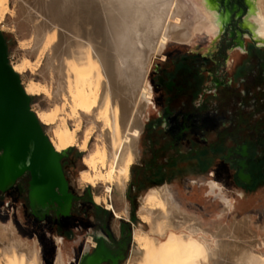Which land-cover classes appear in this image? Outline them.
Segmentation results:
<instances>
[{
    "label": "bare ground",
    "instance_id": "6f19581e",
    "mask_svg": "<svg viewBox=\"0 0 264 264\" xmlns=\"http://www.w3.org/2000/svg\"><path fill=\"white\" fill-rule=\"evenodd\" d=\"M19 2L22 28L27 29L41 19L36 27L35 45L41 52L35 66H39L42 56L52 54L45 71L55 78V88L51 90L34 80L24 88L29 96L44 95L54 102L53 108L36 112L43 125L55 127L50 137L53 149L64 153L79 147L86 153L82 160L86 169L80 173V184L104 186L110 199L113 187L117 186L120 202L124 203L131 166L138 157V142L148 116L147 108L153 98L152 90L147 87L151 61L162 55L169 43L187 44L197 32L207 31L206 5L202 0ZM8 11L9 0H0V24L5 22ZM213 11L221 16L216 7ZM257 12H264V4H249L244 22H247L251 38L264 45V40L253 35L264 25L254 14ZM221 25L220 20L215 39L220 36ZM49 50L52 53H48ZM29 65L31 62L25 60L13 66V70L24 75ZM61 113L64 117L60 118ZM68 119L76 120L74 128L68 126ZM84 120L88 127L83 131ZM99 124L103 125L105 134L99 135L101 143L97 142L90 151L89 143ZM82 131L83 138L79 141ZM209 186L218 193L217 184ZM170 201L168 191L153 193L144 199L146 214L142 220L151 226V232L134 236V244L140 251L137 256L142 253L143 257L129 264H205L208 230L198 218L184 213ZM94 202L104 205L117 219L121 218L123 211L105 197L95 196ZM126 208L120 209L128 214ZM246 227L247 222H236L233 231L242 228L250 233ZM212 237L235 240L225 229ZM252 237L255 239L254 234ZM89 241L96 246L92 238L89 237ZM263 243L255 240L253 246L248 247L253 248L251 252L257 256L251 264H264V254L258 252ZM39 254L36 242H24L13 228L5 233L0 227V264H43ZM55 264H70L61 247Z\"/></svg>",
    "mask_w": 264,
    "mask_h": 264
},
{
    "label": "rangeland",
    "instance_id": "374dc122",
    "mask_svg": "<svg viewBox=\"0 0 264 264\" xmlns=\"http://www.w3.org/2000/svg\"><path fill=\"white\" fill-rule=\"evenodd\" d=\"M12 11L14 12L13 14ZM21 11L19 0H9V11L6 14L5 22L0 24V30L7 40L9 63L13 67L22 64L25 60L31 62L24 75L17 73L23 87L31 80H34L53 90L56 85L55 78L53 76L50 77L49 73L45 71L48 58L52 54L42 56L39 66H35L41 52L35 49L37 42L36 27L39 25L38 23H41V19L37 20V23L35 20L27 29H24L21 23ZM205 33L206 31L197 32L192 38L193 40L191 39L187 44L169 43L163 53L165 58L162 59L163 56L157 55L151 61V70L150 74H148L153 98L147 108L151 122L146 123L144 134L143 136L141 135L138 142V157L131 166L130 179L127 182L123 196L124 203L120 202L117 186L113 187V198L110 199L106 195L104 186L92 187L87 184H80V173L86 169L82 161L86 153L82 152L79 147H73L64 153H60L59 162L67 177V182H69L70 192L76 196L74 202L71 201L72 208L70 207L72 216L76 217L75 223L71 224L72 220L69 223V220H66L61 214H55V211H49L42 217L41 215L37 216L30 206V178L27 176L23 179L26 190L21 195H18L17 191H9L5 194L0 192V227L4 232L7 233V230L13 228L18 237L24 242L30 244L36 242L43 264H55L60 247L63 249L66 262L81 264L85 256L92 255L96 250L94 247H97L98 243L94 239V234L102 232L104 235H108L109 240L112 241L121 239L120 230L125 225L126 230L130 232L127 241L128 246L122 251L121 259L118 262L115 261L116 263L114 264H129L143 257L142 253L139 256L140 251L134 244V236L151 232V226L145 224L142 220V216L146 214L144 199L152 196L153 193L164 194L165 191H168L165 185H169L176 192V199L182 201V204H180L182 208L172 198L171 194L169 195L170 202L184 213L198 218L209 232L207 235L209 249L205 264L253 263L257 256L252 254L253 248L248 247L253 246L255 240L264 242V177H262V180L256 181V186L249 185L246 191L242 190L236 186L235 182L231 181L233 179L231 177L232 175L234 176L235 172L233 169L230 173L220 170L222 153L219 151L216 155L210 157L207 165L204 164L201 167L202 170L190 165L181 166L180 171L169 170L165 165L170 160L172 153L171 151L169 153L168 150H159L161 147L166 146L163 143H167L168 139H164L163 133L156 134L150 128L152 123L159 121L158 115L162 111L159 104L156 101L154 103L155 97L159 94L157 86H155L158 71L160 70L161 73L166 68H172V62H178L181 58H183L181 62L173 66L175 70H180L175 76L176 82L179 84L185 79L191 80L193 78L191 73H193L196 74L200 86L203 85L204 81L206 83L210 81V73L216 72L217 69L222 70L223 59L229 60L228 64L231 65L232 63L233 66L223 67L221 74H225L224 78H228L233 82L235 89L244 86L242 82L244 77L246 85L249 87L248 94L244 96L245 110L243 113H246V110L251 111L249 118L251 124H254L261 115V109H264V83L262 84L263 79L258 80L254 76L257 74L258 59H264V49H255L254 41L250 35L243 40L239 39L237 42L228 34H219L220 36L215 39L214 34L205 36ZM238 43L247 46V54H241L239 49L230 52L229 49ZM254 49L256 52H254ZM228 50L229 53L227 55L226 51ZM48 53L52 52L49 50ZM204 56H208L209 59H205ZM204 61H207L205 62L207 65L202 67V74L198 70V65L202 66ZM247 67H249L248 73L244 74ZM262 67L264 70V62ZM149 83L147 79V87L151 90ZM200 90L201 88L198 92ZM238 94L236 92L233 98H238L239 100ZM29 97L31 110L35 114L54 107V102H50L44 95ZM209 98L207 96L206 100H209ZM195 100L194 104L191 105L192 108L189 109L192 112L195 109L194 105L197 104V98ZM230 100L232 101V96ZM155 104L157 108H155ZM177 104H179V101ZM58 105L61 106L62 103L58 102ZM229 105L231 107V102ZM232 107L230 110L233 116L236 117L233 120L234 124L232 126L234 127L228 131L231 132L230 130H233V133H235L237 132L236 122L239 120L237 117L242 112L238 111V105L233 104ZM257 107L260 108L258 112L256 111ZM175 109H178V105L175 106ZM61 116L64 117V113H61L60 118ZM227 117H230V114H227ZM85 121L82 124L83 131L88 127L87 121L86 123ZM67 124L69 127L74 128L77 123L74 119H68ZM42 126L44 133L50 140L55 127H46L43 124ZM225 130H222V132ZM83 131L79 134V141H82ZM102 132L105 134L103 125H97L89 143L90 151L94 149L97 142H100ZM233 133L226 136L227 144L229 145L228 137L233 135ZM216 136H219V134L216 135L213 132L205 137L213 142ZM245 138L249 140V136H245ZM215 165L219 167L218 172L215 177H211V171H214L213 167ZM157 166H163L161 169H165L164 171L161 170L159 175L154 174V171L158 168ZM27 174L29 175V173ZM192 181H202V185L198 187ZM211 182L219 185H217L218 191H220L218 198L210 193L209 185ZM168 193L170 192L168 191ZM95 196L105 197L108 202H112L117 209L119 208L120 211H123L121 212V219H117L114 213L107 210L104 205L96 204L94 202ZM97 207L99 208L98 210L96 209ZM124 207H127L128 214L124 212V209H120ZM76 221H79L80 224ZM236 222L239 224L247 222L249 229L248 227L246 228L251 232L245 233L242 228L233 231V225ZM80 225H83V228ZM223 229L228 233L230 232L235 237V240L229 238H221L220 240L216 238V241L215 237H212L222 233ZM252 233L255 235V239L252 237ZM89 237L96 242V246H92ZM60 239H63L62 242H59ZM214 243L215 246L213 245ZM102 244L105 250L108 251L110 249L109 244H107V247L104 245L103 240ZM137 252L139 253L138 256ZM258 252L264 254V243L261 248H258ZM138 257L140 258L138 259ZM102 264L108 263L103 262Z\"/></svg>",
    "mask_w": 264,
    "mask_h": 264
},
{
    "label": "flooded vegetation",
    "instance_id": "af4514ba",
    "mask_svg": "<svg viewBox=\"0 0 264 264\" xmlns=\"http://www.w3.org/2000/svg\"><path fill=\"white\" fill-rule=\"evenodd\" d=\"M216 9L219 14H221L220 20L222 21V25L220 34H228L231 38L237 40V42L239 39L243 40L249 36V27H246L244 22V16L249 9V4L246 0H216ZM253 41L255 49H264V45L258 44L254 39ZM235 45L236 46L229 49L230 52L232 50L239 49L241 50V54H247V46H243L242 43ZM255 49L254 52H256ZM229 50L226 51L227 55ZM161 56H163L162 59L165 58L163 54ZM204 58L207 60L209 59L208 56H204ZM182 59L183 58H181V60ZM181 60L178 62H181ZM223 61V67L233 66L232 63L231 65L228 64L229 60L227 61L226 58L223 59ZM258 61L259 62L256 67L257 74L254 77L258 78V80L263 79V84L264 70L262 64L264 59H258ZM178 62H172V68H166L162 70L161 73L159 70L157 74V81L155 82V86H157L159 94L155 97L154 103L156 101L162 111L158 115L159 121L152 123L150 128L156 134L163 133L164 139H168L167 143H163L166 146L159 149L160 151L168 150L169 153L170 151L172 153L170 160L165 166L169 168V170L174 171H180L179 169L183 165L194 166L199 170H202L201 167L204 164L207 165L210 157L216 155L219 151L222 153L220 159L222 161V163H220V170L230 173L233 169L235 172L234 176L232 175L231 177L233 178L231 181L235 182L236 186L244 191L247 190L249 185L256 186V181L262 180V177H264V166L262 167L264 164V109H261V115L254 124H251L249 120L251 111L246 110V113H243L245 110L244 96L249 92V87L246 85L245 77L242 81L244 86H240L235 89L233 82L228 78H224L226 76L225 74H221L224 69L222 67V70L217 69L216 72L210 73V81L208 83L204 81L202 86H200L199 81H197L196 74L193 73H191L193 77L191 80L185 79L183 82L178 84L175 80V76L180 70L177 71L173 68V66L177 65ZM205 62L207 61H204L202 66L200 64L198 65V70L201 71L202 74V67L207 65ZM248 70L249 67H247L244 74L248 73ZM155 86L153 84L154 88ZM200 88L201 90L198 92ZM236 92L239 93V100L238 98H233ZM207 96L210 97L209 100H206ZM231 96L232 101L230 100ZM195 98H197V104L194 105L195 109L193 108L194 112H192L189 109L192 108L191 105L196 101ZM236 100L238 101L235 102ZM178 101L179 104H177ZM230 102L231 107L229 105ZM233 104L238 105V111L242 112L240 116L237 117L239 120L236 122L237 132L235 133H233V130H230L231 132L228 131L230 128L234 127L232 125L234 124L233 120L236 117L233 116V113L230 110V108H233ZM176 105H178V109H175ZM155 108H157L156 104ZM259 109L260 108L257 107L256 111L258 112ZM227 114H230V117H227ZM150 122L151 119L148 115L141 134L142 136L146 128V123ZM224 129L226 130L222 132ZM213 132L216 135L219 134V136H216L214 140L212 139L213 142H211L205 136ZM232 133L233 135L228 137V141L230 142L229 145L227 144L226 136ZM245 136H249V140L245 138ZM157 167L158 168L154 171V174L156 175H159L161 170H165L161 169L163 166ZM213 168L214 171H211V177H215L217 175L219 167L215 165ZM27 176H29L31 180L30 174H25L6 191L0 190L1 194L8 193L9 191H17L18 195H21L26 190L23 179ZM201 182L202 181H192V183L194 185L197 184L198 187L202 185ZM165 186L170 192L169 195L171 194L172 198L180 206L182 201L176 199V192L169 185ZM209 189L211 190L210 186ZM211 191V194H214L216 198L220 196V191H218V193H214V190ZM68 193L73 195L70 192V187L68 189ZM72 202H74V198H72ZM50 211L54 210L51 209ZM71 218L74 217L71 216ZM120 231L122 238L117 240L115 239L113 241L109 240L108 235H104L102 232L100 234H94V239L97 241L98 245L101 240L104 241V245L107 246V244H109L110 249L108 251L110 258L105 261L108 264H114L115 261L118 262L121 259L122 251L128 246L127 241L128 236H130V232L126 230L125 225L122 226ZM62 240L63 239H60V242H62Z\"/></svg>",
    "mask_w": 264,
    "mask_h": 264
},
{
    "label": "water",
    "instance_id": "95a60500",
    "mask_svg": "<svg viewBox=\"0 0 264 264\" xmlns=\"http://www.w3.org/2000/svg\"><path fill=\"white\" fill-rule=\"evenodd\" d=\"M57 153L31 110L30 97L9 63L8 48L0 30V190L6 191L29 173L30 206L42 217L51 209L67 215L72 201ZM102 240L81 264H102L109 259ZM116 263V262H115Z\"/></svg>",
    "mask_w": 264,
    "mask_h": 264
},
{
    "label": "snow or ice",
    "instance_id": "6c2138e0",
    "mask_svg": "<svg viewBox=\"0 0 264 264\" xmlns=\"http://www.w3.org/2000/svg\"><path fill=\"white\" fill-rule=\"evenodd\" d=\"M203 4L207 7V13H210L209 19H211L214 23L212 28L210 29V34H214L216 31L219 30L220 27V16H218L213 9L216 7V0H202ZM247 3L252 5H261L264 4V0H246ZM259 16L261 21H264V12H257L254 13ZM247 22H245V25ZM254 37H257L261 40H264V25L261 26V28L253 33Z\"/></svg>",
    "mask_w": 264,
    "mask_h": 264
},
{
    "label": "trees",
    "instance_id": "16d2710c",
    "mask_svg": "<svg viewBox=\"0 0 264 264\" xmlns=\"http://www.w3.org/2000/svg\"><path fill=\"white\" fill-rule=\"evenodd\" d=\"M3 36H4V39H5V42H6V45H7V40H6V36L3 34ZM72 198H76V196L74 195H72ZM72 208V207H71ZM70 208V209H71ZM97 210L99 209L98 207L96 208ZM52 210H54L55 211V214H57V215H60V214H58L57 213V210L56 209H52ZM70 211L71 210H69V213L67 214V215H63L64 216V218H66V220H69V223H71V224H74L75 223V220H76V217H74V218H71V213H70ZM62 215V214H61ZM72 220V221H71ZM71 221V222H70ZM68 222V221H67ZM76 222H78L79 224H80V222L79 221H76ZM82 228H83V225H80Z\"/></svg>",
    "mask_w": 264,
    "mask_h": 264
},
{
    "label": "clouds",
    "instance_id": "9594fccd",
    "mask_svg": "<svg viewBox=\"0 0 264 264\" xmlns=\"http://www.w3.org/2000/svg\"><path fill=\"white\" fill-rule=\"evenodd\" d=\"M205 11L207 12V9H205ZM207 14L208 16H210V13H207ZM213 23L214 22L211 19L208 20L207 31L205 33V36L210 35V29L212 28Z\"/></svg>",
    "mask_w": 264,
    "mask_h": 264
}]
</instances>
